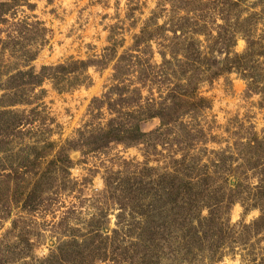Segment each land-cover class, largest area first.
<instances>
[{
	"label": "rangeland",
	"instance_id": "374dc122",
	"mask_svg": "<svg viewBox=\"0 0 264 264\" xmlns=\"http://www.w3.org/2000/svg\"><path fill=\"white\" fill-rule=\"evenodd\" d=\"M0 264H264V0H0Z\"/></svg>",
	"mask_w": 264,
	"mask_h": 264
},
{
	"label": "trees",
	"instance_id": "16d2710c",
	"mask_svg": "<svg viewBox=\"0 0 264 264\" xmlns=\"http://www.w3.org/2000/svg\"><path fill=\"white\" fill-rule=\"evenodd\" d=\"M80 254V253H79Z\"/></svg>",
	"mask_w": 264,
	"mask_h": 264
}]
</instances>
